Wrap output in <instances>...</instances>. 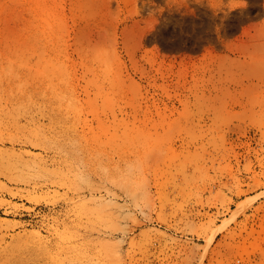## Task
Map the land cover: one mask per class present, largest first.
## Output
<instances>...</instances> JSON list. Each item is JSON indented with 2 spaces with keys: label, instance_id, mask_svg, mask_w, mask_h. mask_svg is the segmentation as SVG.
Returning a JSON list of instances; mask_svg holds the SVG:
<instances>
[{
  "label": "rangeland",
  "instance_id": "1",
  "mask_svg": "<svg viewBox=\"0 0 264 264\" xmlns=\"http://www.w3.org/2000/svg\"><path fill=\"white\" fill-rule=\"evenodd\" d=\"M0 226V264H264V0H0Z\"/></svg>",
  "mask_w": 264,
  "mask_h": 264
},
{
  "label": "bare ground",
  "instance_id": "2",
  "mask_svg": "<svg viewBox=\"0 0 264 264\" xmlns=\"http://www.w3.org/2000/svg\"><path fill=\"white\" fill-rule=\"evenodd\" d=\"M188 5V4H187ZM239 6V5H238ZM246 6V5H245ZM153 19H156V18H154L153 17ZM150 21V20H149ZM155 21V20H154ZM156 22V21H155ZM154 23V22H153ZM150 24H151V22H150ZM140 25H138V27H139ZM150 27V26H149ZM151 27H153L152 26V24H151ZM141 28V27H140ZM143 29V28H142ZM180 29H182V28H180ZM195 29V28H194ZM200 29V28H199ZM141 30V29H140ZM145 30V29H144ZM143 30V31H144ZM197 30H198V27H197ZM142 31V32H143ZM174 31H176V29L174 30ZM202 31H204V30H202ZM201 31V32H202ZM206 31V30H205ZM146 32V31H145ZM144 32V33H145ZM196 32V31H195ZM205 33V32H204ZM141 35L143 34V33H140ZM180 34V33H179ZM140 35V36H141ZM139 36V37H140ZM100 206H101V204H99ZM1 227V226H0ZM103 245H104V247L105 248H107L108 249V252H109V250L111 251V253H112V255H113V257L117 254V256H118V253H119V244H117L115 241H112V240H105V241H103ZM107 257H109V254L107 255Z\"/></svg>",
  "mask_w": 264,
  "mask_h": 264
}]
</instances>
